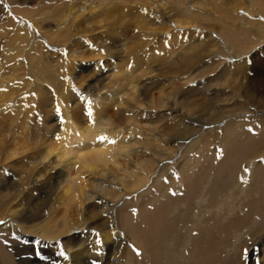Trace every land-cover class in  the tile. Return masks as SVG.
<instances>
[{
  "label": "rangeland",
  "instance_id": "1",
  "mask_svg": "<svg viewBox=\"0 0 264 264\" xmlns=\"http://www.w3.org/2000/svg\"><path fill=\"white\" fill-rule=\"evenodd\" d=\"M119 1L0 0V76L2 77H0V93H4L5 88L6 90L8 89L9 93V97L5 101L0 98V138L2 139V148L5 149L13 146V141L20 146L27 144V148L19 156L9 160L10 162L1 161L0 157V180L7 179L5 170L11 178L9 185L11 189L9 191L0 190V213L4 216L3 211L5 209L15 207L18 204L21 206L20 209L28 212L33 211V214H35L34 222L28 223L27 226L34 227V225L41 224L49 216L54 217V220L57 219L54 226L58 228H52V231L56 233V229L62 230L63 217L71 215L74 210L73 206H67L64 197H61V189L65 183L60 184L59 187L56 184L51 185L52 187H48L44 194H38L37 192L29 194L27 192L30 183L34 180V173L38 167L42 166V164L39 166L37 164L38 162L40 164L37 155L40 152L44 153L47 147L58 148L57 146L62 141L61 131L65 125L63 116L65 113H68L70 121L75 125L76 129H83L95 124L96 118L101 117L103 119L101 122L104 123L105 120H110L113 126L122 128L123 132L121 131V134H110L111 140L116 142L113 143L114 145L116 144L117 146L121 140L127 141L130 138H136L139 145L147 143L146 149L149 152L143 147L140 148L137 144V152L128 153L130 162L134 164L133 166L126 161L120 160L118 162L120 157L115 159L118 162L117 166L113 165L112 162L107 163L106 167L103 165L99 166V171L107 170V173L105 178L106 185H98L97 194L107 200L106 202L109 206H113L118 201L113 197L114 192L119 193V195L124 194V192L128 193L132 189L137 176L138 178L150 176L147 183L137 189L136 193H138L139 197L132 194L129 195L127 199L125 198L127 204H124V206L126 208L123 206L124 209L122 207L119 210V213L122 210L124 212L122 216L125 215V218L127 217L129 220L126 218L125 224L122 220L117 222L119 230L125 225L135 241L145 242L151 252V260L153 262L149 264H236V258H238L240 253L241 255L245 253L250 256L252 254L250 259H253L254 262L257 258L262 259L264 264V253L261 255V251L263 250L262 252H264V248H262L264 247V163L260 164L253 173L250 168H247L246 174L240 169V167H244V163L251 152L264 148V0ZM163 1H165V4ZM159 2L166 8V12L169 13L173 20H171L172 22L178 21L185 26L178 29L169 28L168 34L165 33L166 36L161 33L157 34V31L163 29V26L159 25L165 23L154 19L151 10L154 9L152 8L155 7L154 4H160ZM194 3L197 4L195 5ZM78 4H84L87 7L83 12L85 16L82 19H77L73 24L68 22L69 18L67 22V17L63 18V22H66L63 27L66 28L61 30L58 23H62V21L59 19H62L64 15L67 16L69 9H76L79 6ZM31 22L41 26H37L38 32L31 29ZM185 23H189V25ZM85 25L86 27H84ZM156 26L159 27L157 28ZM169 26H165V28L167 29ZM80 31L83 35L79 33ZM206 37L208 38L205 39ZM184 38L187 40L184 41ZM213 39H219L221 44L214 47L213 43H208L209 40L213 41ZM199 42L200 44H198ZM251 45H253V49L250 48ZM103 46L109 48V54L111 51L110 56L112 58L111 61H107L108 66L110 64L107 69L102 68L103 62L107 58L104 55H98V53L102 55L100 51ZM17 48L21 50L20 55L16 51ZM88 49L95 52L90 54L91 57L89 59L83 61L84 65L89 66L88 70L79 71V73L78 65H75L73 72L67 68L69 65L67 62L68 55ZM245 49L249 51L246 52ZM228 50L239 55L241 53V57L236 59V63H240V66L245 67V69L241 70L242 73L244 72V76L249 72L246 69H253L256 73L254 76L256 92L254 97H252V105L248 103L249 99L243 95H239L237 98L240 99L237 100H226V95L229 92L228 89L222 88V82L218 79V75H221L220 71L224 64L234 62L232 57L229 58ZM86 53L88 54L89 52ZM182 53L184 54L182 55ZM17 55L19 56L17 57ZM192 57L196 59L193 60ZM98 60L102 64L101 62L98 63L100 68L95 70V64ZM15 65L18 66L16 67ZM176 65L177 70L171 72L169 66ZM11 69L16 71L13 74L15 76L14 80L9 76ZM69 74L72 78L76 77L75 81H71ZM125 74H127L125 78L128 82L133 81L134 85L140 87V92H144L140 97L141 102L139 101V104L143 106L137 111H129V114L118 112V109L124 110L126 106L121 104L117 107L115 106L117 103L111 102L112 98L108 99L107 97V95L113 94L118 88L126 84L125 78H122ZM248 74V76H252L251 72ZM80 75L83 77H80ZM115 75H119L118 77L121 75L122 77L119 79L114 78ZM232 75H230V80L233 78ZM244 76L240 74L239 78L245 81ZM3 78H9L10 80L4 81ZM185 81L187 82L185 83ZM78 87H82V90H79L80 92L76 90ZM129 90L130 86L125 87V92ZM97 94L101 99H105V102L100 108L97 107L96 110L93 106L92 98H95ZM122 97V94L115 97L118 99V103H122ZM159 99L163 100L160 101ZM245 101L248 105L244 103ZM172 104H175L174 108L177 107L179 112L183 111V116L187 115L190 117L191 123H189L194 126L193 129L195 130L199 128L197 125L200 124L196 120L211 124L202 126V132L213 130L217 133L218 129L226 126L228 142L221 143L220 135L218 133L217 135L215 134L217 139L213 140L212 149L214 151H212V155L202 154V157L197 159L195 154L192 155L191 153L196 147V144H191L195 140L194 133L192 131L187 132L186 134L189 135L183 136L185 134L182 131L185 129L178 126L180 122H178V125L174 123V119H178L177 113H169L167 111ZM90 106L93 107L91 108ZM226 107L229 108L227 109ZM261 110L263 111L262 113ZM253 113H259L255 116L258 120L255 124L253 122L250 125H244L246 116V119H251ZM133 114L136 117L134 116V119L128 121V117ZM262 114V118L259 119V115ZM105 116H108V118L105 119ZM22 123L23 125H21ZM215 123H219L218 126ZM154 125L155 127H153ZM187 125L190 126L189 124ZM149 129H152V131ZM128 130L129 132H127ZM147 132H150V134ZM166 132L169 133L167 134ZM202 132L200 135H202ZM135 133L136 135H134ZM159 133L164 134L168 139L172 138L174 140L170 139V142H161ZM181 133H183L182 137L179 135ZM139 134H141L140 137ZM215 135L214 137H216ZM57 136L58 138L56 139ZM81 142L85 144L90 142V140L88 142H83L82 140ZM171 152L175 155H172ZM118 153L120 154V152ZM138 154L144 162L146 158V167L148 169L151 168L152 171L154 170L153 172H147L146 169H142L139 166L143 160L139 159ZM70 155L68 163H71V160L72 162L76 160L74 153ZM53 158L54 155H51L46 161L41 163H51ZM114 158L113 155L112 159L114 160ZM164 165L165 170H162L164 168L161 166ZM34 166H36V169L33 171ZM185 166L187 167L185 168ZM58 169L59 167L56 166L53 171ZM157 169H160L161 173L160 170L156 172ZM68 170L73 177L68 178L66 183L72 187V191L76 192L78 189L77 185L81 180L76 176L77 170L75 167L72 168L71 166ZM249 173L252 174L249 175L250 178H247ZM86 174L84 175V180L92 186L96 184L95 179L100 178L102 180L100 173H97L93 178ZM183 177L186 180L185 182ZM111 178H114V182H111ZM183 183L185 185L188 184L182 186ZM107 190L111 193L110 196L105 195ZM88 192L90 193V189H88ZM50 196L51 200H49ZM135 197L137 198L136 202H134ZM51 207L52 212L47 211ZM125 209L127 212L124 211ZM88 210L91 212L90 214ZM103 213V208L96 205V202L93 203V200L86 203L81 218L87 220V218L91 217L92 225L90 224L87 230L84 227L85 231L83 229L79 231L74 229L71 236L77 235L82 238L80 232L89 233L92 243L96 241L95 243H99L100 249L103 248L101 234L108 229L106 215ZM20 216L21 219L23 214ZM12 217V219H16L15 216ZM197 217L200 218V221H197ZM255 222L257 223L254 224ZM21 223L23 224V222ZM106 225L107 229H105ZM192 226H195V228ZM37 229L34 228L28 234L23 233L26 239L29 238L26 241L12 240L7 236H0L3 239V241L0 239L1 258L13 264H25L34 259L42 262L43 257L37 255V250L41 248L39 247L38 249L36 240L43 241L49 245H57L67 239L63 235L60 237L62 240L43 239ZM237 237L242 239L239 245L236 243ZM185 241H189L188 248H185L186 251L183 248L186 245ZM88 242L91 243L90 241ZM131 244L129 243V252L132 255L130 260L133 264H137L133 256L137 254L138 250L133 243ZM49 245H45V248H49ZM158 248L160 250L159 255H157L156 250ZM256 248L260 252L255 254ZM241 249L243 250L240 251ZM120 250L121 248H118V251ZM166 250L170 253L169 258L172 257L168 262L161 258L162 253L164 252L163 254H165ZM121 262V259L117 257L114 264H121ZM257 263L255 262L254 264Z\"/></svg>",
  "mask_w": 264,
  "mask_h": 264
},
{
  "label": "bare ground",
  "instance_id": "2",
  "mask_svg": "<svg viewBox=\"0 0 264 264\" xmlns=\"http://www.w3.org/2000/svg\"><path fill=\"white\" fill-rule=\"evenodd\" d=\"M119 1V0H118ZM152 2H154L153 0H151ZM150 1V2H151ZM183 1V0H182ZM193 2H195L194 0H192ZM120 2V1H119ZM151 2V3H152ZM164 4H165V1H163ZM227 2V1H226ZM160 3V2H159ZM182 3V2H181ZM85 4V3H84ZM84 4H78L79 6L76 8V9H69L67 11V16H63L62 19L60 18L59 20L62 21V23H58V26L60 27L61 30H63V28H66V27H63L64 24L67 22V19H68V22L73 24L74 21L76 22L77 19H82L84 15V11H85V8H87ZM90 4V3H89ZM162 3L160 4H154L155 7H152L154 8L153 10H151V13H152V17L154 19H158V21L160 22H164L165 24H162L159 25V26H163V29L159 30V31H155L157 34L158 33H161L162 35H165L168 34V29L171 28V29H178V28H181L183 26H185L184 24L182 25L181 22H178V21H174L172 22V18L171 16L169 15L168 12H166V8H164L162 5ZM179 4V3H178ZM195 5L197 3H194ZM253 4V3H252ZM91 5V4H90ZM180 5V4H179ZM124 6V5H123ZM165 6V5H164ZM92 8V7H91ZM198 8V7H197ZM209 8V7H208ZM151 9V8H150ZM174 9V7H173ZM169 10V9H168ZM205 10V9H204ZM89 11V10H88ZM237 12V11H236ZM31 13V12H30ZM238 13V12H237ZM62 15V14H61ZM177 15V14H176ZM198 15V14H197ZM200 16V14H199ZM27 17V16H26ZM25 17V18H26ZM67 17V18H66ZM63 18H66V22L64 23L63 21ZM174 18V16H173ZM194 19V18H193ZM192 19V20H193ZM27 20V19H26ZM85 20V19H84ZM83 20V21H84ZM172 20V21H171ZM176 20V19H175ZM179 20V19H177ZM182 20V19H181ZM187 20V19H186ZM190 20V19H189ZM188 20V21H189ZM197 20V19H196ZM29 21V20H28ZM153 21V20H152ZM155 21V20H154ZM180 21V20H179ZM187 21V22H188ZM85 22V21H84ZM147 22V21H146ZM186 22V21H185ZM27 23V22H26ZM78 23V22H77ZM159 23V22H158ZM172 23V25H171ZM184 23V22H183ZM194 23V22H193ZM192 23V24H193ZM29 24V23H28ZM76 24V23H75ZM157 24V23H156ZM185 24H188L189 23H185ZM190 24V25H192ZM70 25V24H69ZM79 25H80V22H79ZM82 25V24H81ZM158 25V24H157ZM170 25V26H169ZM16 26H19V25H16ZM31 26L32 28L31 29H34L33 31H37L38 32V27L39 25H37L36 23L34 22H31ZM57 26V24H56ZM148 26V25H147ZM158 26V27H159ZM165 26H169L167 27V29L165 28ZM41 27V26H39ZM62 27V28H61ZM70 27V26H69ZM77 27V26H76ZM81 27V26H80ZM86 27V25L84 26ZM95 27V25H94ZM157 27V26H156ZM157 27V28H158ZM26 28V27H25ZM92 28V27H91ZM155 28V26H154ZM161 28V27H160ZM196 28V27H195ZM16 29V28H15ZM83 29V28H82ZM152 29V28H151ZM183 29V28H182ZM187 29V28H186ZM185 29V31H187ZM50 30V29H49ZM85 30V29H84ZM154 30V29H153ZM181 30V29H180ZM66 31V30H65ZM92 32V30H90ZM94 31V30H93ZM201 31V30H200ZM32 32V31H30ZM154 32V33H155ZM182 32V31H181ZM18 33V32H17ZM21 33V32H20ZM67 33V32H65ZM81 34V31L79 32ZM166 33V34H165ZM22 34V33H21ZM28 34V33H27ZM150 34V33H149ZM30 35V33H29ZM64 36V34H62ZM83 35V34H81ZM175 35V34H174ZM17 36V35H16ZM25 36V35H24ZM31 36V35H30ZM185 36V35H184ZM29 37V36H28ZM40 37V36H39ZM60 37V36H59ZM85 37V36H84ZM182 37V36H181ZM180 37V38H181ZM204 37V36H203ZM213 37V36H211ZM56 38V37H55ZM58 38V37H57ZM192 38V37H191ZM190 38V39H191ZM208 37H206L205 39H207ZM214 38V37H213ZM27 39V38H25ZM42 39V38H41ZM164 39V38H163ZM28 40V39H27ZM151 40V39H150ZM154 40V39H153ZM187 39L184 38V41H186ZM152 41V40H151ZM174 41V39H173ZM193 41V40H192ZM204 41V40H202ZM207 41V40H206ZM40 42V41H39ZM164 42V41H163ZM5 43V42H4ZM36 43V42H35ZM38 43V42H37ZM183 43V41H182ZM197 43V42H196ZM208 43H213L214 47L221 44L219 42V39H213V41H210ZM185 44V43H183ZM188 44V42H187ZM200 44V42L198 43ZM202 44V43H201ZM212 45V46H213ZM36 46V45H34ZM193 47H195L193 44H192ZM253 45H251V49H253L252 47ZM64 47V46H63ZM69 47V46H68ZM249 47V46H248ZM26 48V47H25ZM211 48V47H210ZM60 49H62V47H60ZM80 49V48H79ZM78 49V51H79ZM136 49V48H135ZM71 51H73L72 49H70ZM75 50V49H74ZM192 50V48H191ZM216 50V49H214ZM246 50V49H245ZM17 52H19V55H20V52L21 50L20 49H16ZM65 51V50H64ZM96 51V50H95ZM249 50L247 49L246 52H248ZM59 52V51H58ZM69 52V50H68ZM86 52H89L88 54ZM97 52V51H96ZM99 52V51H98ZM102 53L98 55L99 56H105L107 59L105 60V62H103V69H107L109 66L107 64V61H111V51H110V54H109V48H106L105 46L102 47V50L100 51ZM183 52V51H182ZM185 52V51H184ZM218 52V51H217ZM91 53H95L93 50H84V51H80L78 53H72L70 55L67 56V62L69 63V65L67 66L68 69L72 70L73 72V68L75 67V65H78V72L79 71H86L89 69V66H86L84 65L83 61L86 60V59H89L91 56L90 54ZM228 53L230 54L229 58L232 57V59L234 60V62L231 64H224V66L222 67V70L220 71L221 75L219 76L218 75V79H220V81L222 82V88L223 89H228V95H226V100L228 101H231L232 99H240V98H237L239 95H243V96H246L249 100H248V103L252 105L251 102H253V98L254 95H255V92H256V83L254 82V76L256 75L255 71L252 69H246L248 73H252V76H248L249 74L246 73L247 75L244 76V72L242 73V69H245V67L243 66H240L239 64L240 63H236V59H239L241 56V53L240 55L235 53V52H229L228 50ZM184 53H182L183 55ZM186 54V53H185ZM206 54V53H205ZM209 54V53H208ZM246 54V53H245ZM248 54V53H247ZM17 55V57L19 56ZM200 55V54H199ZM214 55V54H213ZM216 55V54H215ZM247 56V55H246ZM194 57V56H193ZM192 57V58H193ZM196 57V56H195ZM102 58V57H100ZM184 58V57H183ZM191 58V56H190ZM198 58V57H197ZM202 58V57H201ZM20 59V58H19ZM18 59V60H19ZM186 59V57H185ZM196 59V58H193V60ZM223 60V59H222ZM113 61V60H112ZM160 61V59H159ZM191 61V60H190ZM189 61V62H190ZM203 61V60H202ZM242 61V60H241ZM240 61V62H241ZM101 61L98 60V62H96L95 64V70H99V66H98V63H100ZM174 62V61H173ZM182 62V61H180ZM197 62V61H196ZM67 63V64H68ZM112 63V62H111ZM171 63V62H170ZM18 65H20L18 62H17ZM102 64V62H101ZM151 64V63H150ZM149 64V65H150ZM243 64V63H242ZM17 65V66H18ZM169 65V64H168ZM175 65V64H174ZM194 65V64H193ZM244 65V64H243ZM16 66V65H15ZM14 66V67H15ZM16 66V67H17ZM21 66V65H20ZM102 66V65H101ZM191 66V64H190ZM203 67V66H202ZM13 68V67H12ZM251 68V67H250ZM16 69V68H15ZM179 69V67H178ZM12 70V69H11ZM77 70V68H76ZM169 70L171 72H174L175 70H177V65L176 66H169ZM180 70V69H179ZM106 71V70H105ZM9 72V71H8ZM16 71H14V69L9 73V76L10 78H13L14 80V73ZM246 72V71H245ZM80 73V72H79ZM76 74V73H75ZM97 74V73H96ZM233 74V78L230 80V75ZM242 75L244 76V80L245 81H242L241 78H239V75ZM16 75V74H15ZM127 74L123 75V77L120 75V77L122 78H125ZM5 76V75H4ZM68 76V74H67ZM82 75H80L81 77ZM119 75H115L114 78H120L118 77ZM1 77V76H0ZM66 77V76H65ZM69 77L72 79L71 81H75V76L72 78L71 75L69 74ZM83 77V76H82ZM258 77V76H257ZM2 78V77H1ZM85 78V77H84ZM82 78V79H84ZM177 78V77H176ZM211 78V77H210ZM216 78V77H215ZM259 78V77H258ZM68 79V78H67ZM150 79V78H149ZM3 80H10L9 78H3ZM126 80V78H125ZM140 80V79H139ZM189 80V79H188ZM214 80V79H213ZM230 80V81H229ZM21 81V80H20ZM70 81V80H69ZM212 81V80H211ZM15 82V81H14ZM81 82V81H80ZM187 81H185L186 83ZM76 83V82H75ZM78 83V82H77ZM151 83V82H150ZM4 84V83H3ZM24 84V83H23ZM168 84V83H167ZM26 85V84H25ZM78 85V84H77ZM185 85V84H184ZM217 85V84H216ZM27 86V85H26ZM72 86V85H71ZM130 86V90L129 91H126L125 92V87H128ZM149 86V85H148ZM165 86V85H164ZM168 86V85H167ZM5 87V86H4ZM170 87V85H169ZM168 87V88H169ZM197 87V86H196ZM13 88V87H12ZM73 88V87H72ZM75 88V87H74ZM79 88V87H78ZM76 88L77 91L79 90H82L81 88ZM139 86H136L134 85V82H128V80H126V84L123 85L122 87L118 88L116 90V92H114L113 94L110 93L109 95H107L108 99H111V102H114V103H117V106L118 105H123V106H126V108L124 110H119L118 109V112H120L121 114H129V111H133V110H139L140 107H142L143 105L142 104H139V101H140V97L142 96V93L144 94V92H140L139 90ZM166 88V87H165ZM172 88V87H171ZM259 88V87H258ZM95 89V88H94ZM127 89V88H126ZM160 89V88H159ZM164 89V88H163ZM260 89V88H259ZM8 90V89H7ZM6 90L5 88V91L4 93H0V98L1 100L5 101V99H7L9 97V93L8 91ZM146 90V89H145ZM264 90V89H263ZM33 91V90H32ZM76 91V93H78ZM80 92V91H79ZM166 92V91H165ZM11 93V91H10ZM26 93V92H25ZM163 93V92H162ZM168 93V92H167ZM179 93V92H178ZM207 93V92H206ZM84 94V93H83ZM123 95L122 97V103H118L117 100L115 97L116 96H120V95ZM173 94V93H172ZM216 94V93H215ZM233 94V95H232ZM63 95V94H62ZM67 95V94H66ZM80 95V94H79ZM11 96V95H10ZM94 96V95H93ZM92 96V97H93ZM182 96V95H181ZM208 96V95H207ZM80 97V96H79ZM164 97V96H163ZM244 97V98H246ZM30 98V97H29ZM82 98V97H81ZM225 98V97H223ZM243 98V99H244ZM89 99V98H88ZM242 99V100H243ZM261 99V98H260ZM93 102L94 103V107L95 109L98 107L100 108L101 105L104 104V100L100 98V96L97 94L95 95V98H92ZM160 100V99H159ZM163 100V99H162ZM160 100V101H162ZM255 100V99H254ZM32 101V99H31ZM30 101V102H31ZM109 101V100H108ZM165 101V100H164ZM175 101V99H174ZM173 101V102H174ZM8 102V101H7ZM33 102V101H32ZM141 102V101H140ZM144 102V101H143ZM179 102V100H178ZM223 102V101H222ZM260 103V101H258ZM107 103V102H106ZM176 103V102H175ZM225 103V102H224ZM236 103V101H235ZM246 105L247 102L245 101L244 102ZM197 104V103H196ZM209 104V102H208ZM212 104V103H211ZM230 104V103H229ZM242 104V103H241ZM256 104V102H255ZM88 105V104H87ZM108 105V104H107ZM149 105V104H148ZM156 105V104H155ZM162 105V104H160ZM165 105V104H164ZM228 105V104H227ZM236 105V104H235ZM257 105V104H256ZM261 105V104H260ZM263 105V104H262ZM92 106V107H93ZM113 106V105H112ZM163 106V105H162ZM175 104H172L171 106H169L170 108H168V112L169 113H172V112H176L177 113V116H178V119H174V123L175 125H178V122H180V124L178 126L180 127H183L185 130L182 131L185 135L183 136H186L187 132H193L194 136H195V140H193V142L191 144H196V147L194 148V151L195 153L191 152L192 155L195 154L196 158L197 159H200V157H202V154H211L212 151H214V149H212L213 147V140L217 139V133L220 135L219 138L220 139V142L223 143V142H228V135H226L227 133V129H226V126H224L223 128L221 129H218L217 130V133L216 131H213V130H209L207 132H202L201 128L202 126H206V125H211L210 123L209 124H206V123H202L198 120L197 123H200L197 125V127H199L198 129H193L194 126H191L192 124L191 121H190V117L185 115L183 116V111L182 112H179V110L176 108H174ZM177 106V105H176ZM182 106V105H180ZM226 106V105H225ZM91 107V106H90ZM91 107V108H92ZM104 107V106H103ZM146 107V106H145ZM144 107V108H145ZM152 107V106H151ZM160 107V106H159ZM193 107V105H192ZM195 107V106H194ZM235 107V106H234ZM239 107V105H238ZM241 107V106H240ZM90 108V109H91ZM148 108V107H147ZM150 108V107H149ZM181 108V107H180ZM216 108V107H214ZM227 108V107H226ZM229 108V107H228ZM227 108V109H228ZM263 108V107H262ZM65 109V108H64ZM121 109V108H120ZM153 109V108H152ZM187 109V108H186ZM243 109V108H242ZM260 109V108H259ZM264 109V108H263ZM97 110V109H96ZM216 110V109H215ZM234 110V109H233ZM240 110V109H239ZM62 111V110H61ZM143 111V110H142ZM158 111V110H157ZM217 111V110H216ZM227 111V110H226ZM249 111V110H248ZM260 112V111H259ZM263 111L261 110V113ZM105 113V112H104ZM229 113V112H228ZM237 113H239L237 111ZM244 113V112H243ZM140 114V113H139ZM166 114V113H165ZM251 114V113H250ZM249 114V115H250ZM259 114V113H258ZM257 113H253V116L251 119H244V125H250L251 123L255 122L258 120L256 119V115H258ZM138 115V114H137ZM172 115V114H171ZM228 115V114H227ZM231 115V114H230ZM64 120H65V125L61 131V138H62V141H60L61 143L57 146L58 148L54 149V148H50V147H47L46 148V151L44 153L40 152V154H38L37 158H39V161H40V164L39 162L37 163L38 166L42 164L41 167H38V169L36 170V172L34 173L33 175V181L30 183V186L29 188L27 189V192L30 194V193H33V192H37L38 194H44L46 191V189L49 187H52L51 185H54L56 184L57 187L60 186V184H63L65 183V185L62 187L61 189V197L63 198L64 197V201H66V205L68 206H73V213L71 215H65L62 219V230H58L56 229V233L53 232L52 230L54 228H58V227H55L54 224H56V220H54L52 217H49L47 216V218L41 223V224H38V225H34V227L32 226H27V224L29 223H32L34 222L35 220V214H33L34 212L33 211H25L24 209H20V205H14L15 207H10L9 209H5V211H2L4 212V216L2 213H0V221H3V223H0V236H7L9 238H11L12 240H28L25 238L24 236V232L26 234L31 233V231H33V229H37L40 231V234H41V237L43 239H47V240H53V239H61L60 237L63 235V236H66L67 239L64 240V242H60L59 244L57 245H49L45 242H41V241H38V249L39 247L41 248L40 250H37V252L39 253V256L41 255L43 257L42 259V262H39L38 260L34 259V260H31V262H28V263H25V264H114V262L116 261L117 257H119L121 259V264H133L131 262V257L132 255H130V252H129V243H133V245L136 246L137 248V252L139 254H136L134 255L133 257L135 258V263L137 262V264H149L152 262L151 260V252L149 251V249L147 248L146 244L144 241H140V242H137L135 241V239L133 238L131 232L128 231V229H126L125 227V215H123V211L121 210V212L119 213V210L120 208H122L124 206V204H127L126 203V199L127 197H129V195H136L138 196V193H136L137 189L141 188L142 186H144V184L147 183V181L150 179V176H147V177H143V178H138L137 176V179L134 180V185L132 187V189H130V192H124V194H120L119 193H113V197L116 198V200H118L116 202L115 205L113 206H109V204H107V200H105L102 196L98 195L97 194V189H98V185L99 186H105L106 185V171L107 170H100L99 171V166H104L106 167L107 166V163H111L113 165H118V162L120 160L122 161H126L127 163H130V165H134L132 162H130V156L128 155V153L130 152H137L136 151V147H138V140L136 138H130L128 139L127 141H124V140H121L118 145L116 146V144L114 145L113 143H110L109 141H112V137L110 136V134H119L121 131H122V128L118 127V126H113V124L111 123L110 120H105L104 123L101 122L103 119H101V117L99 118H96L97 121L95 124H91L89 125L88 127H85L83 129L81 128H78L76 129L75 128V125L73 123H71L70 121V118L68 116V113H65L64 115ZM126 116V115H125ZM135 115L133 114L131 117H128V121H131L132 119H134ZM140 116V115H139ZM216 116V115H215ZM234 116V115H233ZM232 116V117H233ZM263 116L262 115H259V119H261ZM118 117V116H117ZM143 117V115H142ZM160 117V116H159ZM164 117V116H163ZM189 117V118H188ZM193 117V116H192ZM240 117V116H239ZM105 119L108 118V116H105L104 117ZM148 118V117H147ZM156 118V117H155ZM219 118V117H218ZM227 118V117H226ZM137 119V118H136ZM228 119V118H227ZM243 119V118H242ZM140 120V119H139ZM155 120V119H154ZM179 120V121H178ZM187 120V122H186ZM221 120V119H220ZM238 120V119H237ZM264 120V119H263ZM122 121V120H121ZM125 121V120H124ZM229 121V120H228ZM126 122V121H125ZM189 124L190 126H188L187 124ZM190 122V123H189ZM226 122V121H225ZM230 122V121H229ZM260 122V121H259ZM264 122V121H263ZM25 123V122H24ZM196 123V124H197ZM231 123H232V120H231ZM230 123V124H231ZM123 124V123H122ZM135 124V123H134ZM171 124V123H170ZM194 124V123H193ZM214 124V123H213ZM218 124L219 123H215ZM239 124V123H238ZM23 125V123L21 124ZM116 125V124H115ZM125 125H127L125 123ZM130 125V124H129ZM172 125V124H171ZM27 126V124H26ZM149 126V125H148ZM46 127V126H45ZM80 127V126H78ZM128 127V126H127ZM135 127V126H134ZM155 127V125L153 126ZM170 127V126H169ZM231 127V126H230ZM239 127V126H238ZM23 128V127H22ZM131 128H133V126H131ZM141 128V127H140ZM151 128V127H150ZM182 128V129H183ZM229 128V127H228ZM27 129V128H26ZM81 129V130H79ZM134 129V128H133ZM144 129V128H142ZM156 129V128H155ZM161 129V128H160ZM254 129V128H252ZM258 129V128H257ZM25 130V129H24ZM34 130V129H33ZM47 130V129H46ZM150 130V129H149ZM157 130V129H156ZM179 130V129H178ZM233 130V129H232ZM256 130V129H254ZM32 131V130H31ZM152 131V129L150 130ZM229 131V130H228ZM245 131V130H244ZM46 132V131H45ZM123 132V131H122ZM129 132V130L127 131ZM155 132V130H154ZM180 132V131H179ZM178 132V133H179ZM202 132V135H200ZM51 133V132H50ZM148 133V132H147ZM146 133V135H147ZM164 133V131H163ZM167 134L169 132H166ZM179 134L181 135L182 137V134ZM235 133V132H233ZM53 134V132H52ZM121 134V133H120ZM150 134V132L148 133ZM165 134V133H164ZM164 134L162 133H159V138L161 140V142L165 141V142H170L172 138L168 139L166 136H164ZM216 134V135H215ZM136 135V133L134 134ZM141 134H139V137H140ZM153 135V134H152ZM171 135V134H170ZM189 135V134H188ZM187 135V136H188ZM214 135L216 137H214ZM259 135V133H258ZM24 136V135H23ZM26 136V134H25ZM39 136V134H38ZM49 136V135H48ZM174 136V135H173ZM235 136V135H234ZM256 136V135H255ZM19 137V136H18ZM55 138V136H53ZM100 137H107V140L105 141H101L99 138ZM20 138V137H19ZM58 138V136L56 137V139ZM60 138V139H61ZM115 138V137H114ZM142 138V136H141ZM176 138V137H175ZM50 139V138H49ZM127 139V138H126ZM147 139V138H146ZM184 139V138H183ZM192 139V138H191ZM52 140V139H51ZM83 140L84 141H87L90 140V142L88 143H85L83 144L81 141ZM141 140V139H140ZM143 140V139H142ZM148 140V139H147ZM146 140V141H147ZM174 140V139H172ZM6 142V141H5ZM160 142V143H161ZM116 143V142H115ZM149 143V142H148ZM138 144V145H137ZM147 144V143H146ZM146 144H143V145H139V147H143L144 149H146ZM150 144V143H149ZM163 144V143H162ZM2 139L0 138V157H1V161H9V160H13L14 157L16 156H19L21 154V152H23L26 148H27V144H24V145H19L17 143H15V141L12 142V145L13 146H10L9 149L8 147L5 149V148H2ZM33 145V144H32ZM43 145V144H42ZM45 145V144H44ZM51 145V144H50ZM137 145V146H136ZM151 145V144H150ZM161 145V144H160ZM47 146V145H46ZM45 146V147H46ZM164 146V145H163ZM175 146V145H174ZM188 146V145H187ZM218 146V144H217ZM217 146H214V147H217ZM148 147V146H147ZM158 147V146H157ZM193 147V146H192ZM139 148V149H140ZM152 148V147H151ZM153 148H154V144H153ZM29 149V148H28ZM162 149V148H161ZM182 149V148H181ZM148 150V149H146ZM145 150V151H146ZM154 150V149H153ZM164 150V149H163ZM167 150V149H166ZM178 150V149H177ZM216 150V149H215ZM117 151V152H116ZM160 151V150H159ZM165 151V150H164ZM170 151V150H169ZM173 151V150H172ZM221 151V150H220ZM37 152V151H36ZM120 152V154L118 153ZM149 152V150L147 151ZM167 152V151H165ZM176 152V151H175ZM185 152V151H183ZM183 152H182V155H183ZM189 152V151H188ZM187 152V153H188ZM71 153H74V157H75V161L71 160V163H68V157ZM116 153V154H115ZM122 153V154H121ZM153 153H156V152H153ZM186 153V152H185ZM190 153V152H189ZM188 153V155H189ZM217 153V152H216ZM35 154V152H34ZM157 154V153H156ZM165 154V153H164ZM172 155H175L173 154V152H171ZM170 154V155H171ZM180 154V153H179ZM27 155V154H26ZM51 155H54V158L53 160H51L52 162L50 163H47L45 162L44 163H41V162H44L46 161ZM114 155V160L112 159ZM125 155V156H124ZM149 155V153H148ZM167 155V154H166ZM178 155V154H177ZM187 155V154H186ZM185 155V156H186ZM212 155V154H211ZM217 155V154H216ZM71 156V155H70ZM169 156V155H168ZM118 157H120V159L118 160H115L117 159ZM138 157H139V154H138ZM143 157V156H142ZM151 157V155H150ZM162 157V156H161ZM160 157V158H161ZM175 157V156H174ZM30 158V157H29ZM165 158V157H164ZM248 159H246L245 163H244V167H240L241 171L243 173H247V168H250L251 169V172L253 173L260 164H263L264 163V148L261 150L260 149H257L253 152L250 153L249 157H247ZM67 159V160H66ZM71 159V158H70ZM73 159V158H72ZM139 159L141 160L142 158L139 157ZM168 159V158H167ZM174 159V158H173ZM195 159V160H197ZM205 159V158H204ZM42 160V161H41ZM135 160V159H134ZM143 160V159H142ZM141 160V161H142ZM170 160V159H169ZM194 160V159H193ZM202 160V159H201ZM29 161V160H28ZM140 161V162H141ZM150 161V159H149ZM148 161V162H149ZM164 161V159H163ZM10 162V161H9ZM8 162V164H9ZM138 162V161H137ZM145 162H146V158H145ZM144 160L140 163V167L142 169H146L147 172H153L152 169H148L146 166H147V163L145 164ZM156 162V161H155ZM190 162V160H189ZM194 162V161H193ZM192 162V163H193ZM200 162V161H199ZM202 162V161H201ZM185 163V162H184ZM198 163V161H197ZM31 164V163H30ZM35 164V163H34ZM54 164V165H53ZM159 164V162H158ZM183 164V163H182ZM33 165V164H32ZM150 165V164H149ZM148 165V166H149ZM154 165V164H153ZM152 165V166H153ZM157 165V164H155ZM167 165V164H165ZM164 166H161L162 168L165 167ZM193 165V164H192ZM199 165V164H198ZM4 166V165H3ZM59 167V169L57 171H53L55 168ZM72 168L75 167L76 170H77V175L79 178H80V182L78 183L77 185V190L76 192L72 191V187L70 185H68L66 182H68V178L70 177H73L71 175V173L69 172V168ZM36 166H34V168L32 169L33 171L36 169L35 168ZM135 167V166H134ZM178 167V166H177ZM180 167V166H179ZM184 167V166H183ZM187 166H185L186 168ZM2 168V167H1ZM31 168V167H30ZM160 168V167H159ZM181 168V167H180ZM4 169V168H3ZM177 169V168H176ZM5 170V169H4ZM111 170V169H110ZM139 170V169H138ZM160 169H157L156 172H159ZM162 170H165L162 169ZM182 170V169H181ZM99 171V172H97ZM178 171V170H177ZM55 172V173H54ZM155 172V173H156ZM174 172V171H173ZM187 172V171H186ZM87 173V174H86ZM96 173V174H95ZM97 173H100V176H101V179H95V182L96 184H94L93 186L91 184H89L87 181L84 180V175H88L90 177H94L95 175H97ZM145 173V172H144ZM160 173H161V170H160ZM176 173V172H175ZM252 173H249L247 175V178H250V174ZM3 174V172H2ZM7 174V175H6ZM255 174V173H254ZM71 175V176H70ZM144 175V174H143ZM160 175V174H159ZM4 176V175H3ZM5 176H7V179L5 178L4 180H0V190H7L9 191L11 188H10V181H11V178H10V175L8 172H6L5 170ZM171 177V176H170ZM173 177V176H172ZM136 178V177H135ZM253 178V177H252ZM251 178V179H252ZM169 179V178H168ZM14 180V178H13ZM183 180H184V177H183ZM250 180V179H248ZM186 180H184L185 182ZM246 181V180H245ZM111 182H114V178H111ZM182 182V181H181ZM118 183V182H117ZM167 183V182H166ZM239 183V182H238ZM77 184V183H76ZM153 184V183H152ZM182 184V183H181ZM179 184V185H181ZM188 184V183H187ZM186 184V185H187ZM246 184V183H245ZM248 184V183H247ZM75 185V184H74ZM185 184L183 183L182 186H184ZM185 185V186H186ZM21 186V185H20ZM73 186V185H72ZM147 186V185H146ZM149 186V185H148ZM27 187V186H26ZM76 187V185H75ZM55 188V187H54ZM246 188V186H245ZM74 189V187H73ZM88 189H90V193L88 191ZM124 189V188H123ZM128 189V188H127ZM118 190V189H117ZM126 190V189H125ZM143 190V189H142ZM245 190V189H244ZM63 191V192H62ZM146 191V190H145ZM19 192V191H18ZM107 193L105 194L106 196H110L111 193H109V191L107 190L106 191ZM246 192V190H245ZM244 193V192H243ZM7 194V193H5ZM23 194V193H22ZM88 194V196H87ZM54 195V194H53ZM7 196V195H6ZM41 196V195H40ZM142 196V195H141ZM156 196V195H155ZM47 197V196H46ZM139 197V196H138ZM16 198V197H15ZM18 198V197H17ZM126 198V199H125ZM156 198V197H155ZM229 198V197H228ZM22 199V198H21ZM20 199V200H21ZM47 199V198H46ZM157 199V198H156ZM51 200V196H50V199ZM55 200V199H54ZM53 200V201H54ZM93 200V203L96 202V205H99L101 206V208H103L104 210V213L106 215V219H107V225H108V229H107V225H106V228L107 230H104L103 231V234H101V240H102V247L100 249L99 247V243H95L96 241H94V243H92V239L90 237V234L89 233H84V232H80V234L82 235V238L77 235H73L71 236L72 231L74 229H77L78 231L83 229L84 227L87 229H89V225L91 224L92 220L91 217H89V219L87 218V220H83L81 218V216L83 215V209H84V206H86V203H89V201H92ZM150 200V199H149ZM14 201V200H13ZM17 201V200H16ZM109 201V200H108ZM137 201V198L135 197L134 199V202ZM153 201V200H152ZM155 201V200H154ZM205 201V200H204ZM10 202V201H9ZM24 202V201H23ZM22 202V203H23ZM33 202V201H32ZM40 202V201H39ZM56 202V201H55ZM54 202V203H55ZM146 202V201H145ZM234 202V201H233ZM18 203V202H17ZM20 203V202H19ZM38 203V202H37ZM50 203V202H49ZM110 203V201H109ZM30 204V203H29ZM59 204V203H58ZM113 204V203H112ZM150 204H153V203H150ZM49 205V204H48ZM60 205V204H59ZM58 205V206H59ZM111 205V204H110ZM120 205V206H119ZM149 205V204H147ZM146 205V206H147ZM41 206V205H40ZM54 206V205H53ZM61 206V205H60ZM136 206V205H135ZM34 207V206H33ZM65 207V206H64ZM125 207V206H124ZM123 207V209H124ZM142 207V206H141ZM153 207V206H152ZM26 208V207H25ZM39 208V206H38ZM46 208V207H45ZM66 208V207H65ZM69 208V207H68ZM126 208V207H125ZM30 209V208H29ZM58 209V208H57ZM56 209V210H57ZM59 209H61L59 207ZM72 209V208H70ZM128 209V208H127ZM28 210V209H27ZM47 210V209H46ZM45 210V211H46ZM52 210V207L50 210H47V211H51ZM129 210V209H128ZM63 211V209H62ZM86 211H87V208H86ZM124 211L127 212V210L125 209ZM157 211V210H156ZM52 212V211H51ZM50 212V213H51ZM56 212V211H54ZM64 212V211H63ZM48 213V212H47ZM46 213V215H48ZM88 213L90 214L91 212L88 210ZM87 213V214H88ZM103 213V214H104ZM23 214L22 218L20 219V215ZM53 214V213H52ZM56 215V214H55ZM12 216H15L16 219H12L13 217ZM38 216V215H37ZM51 216V215H50ZM53 216V215H52ZM127 216V214H126ZM57 218V217H56ZM42 219V218H41ZM105 219V220H106ZM128 219V218H127ZM123 221V227L119 230L117 228V222L118 221ZM129 220V219H128ZM200 221V218L197 217V221ZM146 221V220H145ZM23 222V224L21 223ZM58 222V221H57ZM60 222V221H59ZM58 222V223H59ZM128 224L129 221H127ZM40 223V222H39ZM61 223V222H60ZM156 223V222H155ZM257 222H255L254 224H256ZM37 224V223H36ZM101 224V223H100ZM121 224V223H120ZM92 225V224H91ZM196 225V224H194ZM254 226V225H253ZM99 227V226H98ZM130 227V226H129ZM195 228V226H192ZM53 228V229H52ZM134 228V227H133ZM155 228V227H154ZM250 228V227H249ZM248 228V229H249ZM193 229V228H192ZM251 229V228H250ZM84 230V229H83ZM157 230V229H156ZM160 230V229H159ZM195 230V229H194ZM19 231V233H18ZM85 231V230H84ZM55 233V234H54ZM158 233V232H156ZM155 233V234H156ZM161 233V232H160ZM69 234V235H68ZM96 234V233H95ZM98 236V235H97ZM157 236V235H156ZM2 238V237H1ZM0 238V239H1ZM95 238V237H94ZM155 238H158V237H155ZM164 238V237H163ZM191 238V237H190ZM6 239V238H5ZM39 239V238H37ZM171 239V238H170ZM259 239V238H258ZM3 241V239H1ZM62 240V239H61ZM241 237H237L236 239V243L237 245L240 244V241H241ZM260 240V239H259ZM264 240V239H263ZM30 241V240H29ZM88 241H90L91 243H89ZM173 241V240H172ZM190 241V240H189ZM189 241H185L186 245L183 246V248L185 249L186 247L188 248V243ZM258 241V240H256ZM255 241V242H256ZM215 242V241H214ZM126 243H128V245H126ZM260 243V242H259ZM32 244V243H31ZM197 244V243H196ZM264 244V243H263ZM17 245V244H16ZM45 245H49L48 247L49 248H45ZM132 245V244H131ZM191 245V244H190ZM253 245V244H252ZM2 246V245H1ZM197 246V245H196ZM211 246V245H210ZM255 246V245H254ZM260 246V245H259ZM264 246V245H263ZM198 247V246H197ZM261 247V246H260ZM118 248H121L120 251H118ZM243 248V247H242ZM264 248V247H262ZM15 249V248H14ZM240 249V248H239ZM34 250V249H32ZM133 250V249H132ZM157 250V255H159V248L156 249ZM188 250V249H187ZM237 250V249H236ZM243 249H241L240 251H242ZM28 251V250H27ZM41 251V252H40ZM186 251V249H185ZM263 251V250H262ZM261 251V255H263ZM6 252V251H5ZM63 252L64 254L61 255L60 253ZM135 252V251H134ZM197 252V251H196ZM200 252V251H199ZM209 252V251H208ZM237 252V251H236ZM251 252V251H250ZM255 254L257 252H260V250L258 248H256V250L254 251ZM26 253V252H25ZM119 253V254H118ZM156 253V251H155ZM164 253V252H163ZM162 253V256L161 258L165 259L167 262L172 258H169V251H165V254ZM195 253V252H194ZM202 253V252H201ZM211 255V254H210ZM260 255V254H259ZM252 256V254H251ZM250 255H246L245 253H240V255L238 256L236 264H254L255 262H258L257 264H263L262 262V259L260 260L259 258L256 259V261L254 262L253 259H250L251 257ZM257 256V255H255ZM194 257V256H193ZM258 257V256H257ZM262 257V256H261ZM213 259V258H212ZM161 260V259H160ZM264 260V259H263ZM26 261V260H25ZM232 261V260H231ZM21 262V261H20ZM22 263V262H21ZM153 263V262H152ZM232 263V262H231ZM234 263V262H233ZM0 264H13L12 262H7L5 260H3L0 256ZM23 264V263H22ZM170 264V263H169ZM196 264V263H195ZM198 264V263H197ZM201 264V263H200ZM224 264V263H223Z\"/></svg>",
  "mask_w": 264,
  "mask_h": 264
},
{
  "label": "snow or ice",
  "instance_id": "3",
  "mask_svg": "<svg viewBox=\"0 0 264 264\" xmlns=\"http://www.w3.org/2000/svg\"><path fill=\"white\" fill-rule=\"evenodd\" d=\"M89 115H91V113H89ZM101 141H105V140H107V137H100L99 138ZM110 143H115V141L113 140V141H109ZM0 223H3V221H0ZM61 255H63L64 253L63 252H61L60 253ZM137 254H139L138 252H137ZM37 255H39V253H37Z\"/></svg>",
  "mask_w": 264,
  "mask_h": 264
}]
</instances>
